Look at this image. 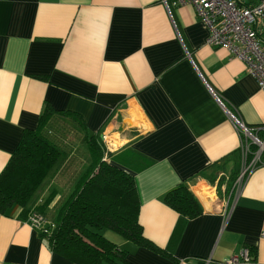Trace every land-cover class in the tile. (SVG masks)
Returning <instances> with one entry per match:
<instances>
[{
	"label": "crops",
	"instance_id": "crops-1",
	"mask_svg": "<svg viewBox=\"0 0 264 264\" xmlns=\"http://www.w3.org/2000/svg\"><path fill=\"white\" fill-rule=\"evenodd\" d=\"M208 32L190 4L0 0V172L46 106L75 112L103 159L111 153L108 161L133 176L143 234L171 255L104 230L128 264H231L225 259L244 250L252 260L239 264H264V163L238 193L230 181L241 139L230 115L264 141V90L242 61L206 44ZM259 37L264 45V21ZM60 146L65 153L30 205L55 190L49 216L90 162L85 149ZM182 183L203 212L178 226L164 195ZM30 214L0 213V264H74Z\"/></svg>",
	"mask_w": 264,
	"mask_h": 264
},
{
	"label": "trees",
	"instance_id": "trees-1",
	"mask_svg": "<svg viewBox=\"0 0 264 264\" xmlns=\"http://www.w3.org/2000/svg\"><path fill=\"white\" fill-rule=\"evenodd\" d=\"M64 119L74 123L77 130L80 125L83 127L79 114L46 106L36 127L25 130L18 148L0 172V213L14 206L25 216L36 211L47 213L55 190L32 208L30 201L65 153L51 137L53 122L58 120L57 127ZM82 137L90 162L79 174L67 199L50 217L53 227L48 233L42 232L50 247L74 264H128L125 250L104 237L102 232L110 230L170 257L169 250L159 249L143 234L138 221L139 200L133 176L108 161L112 159L111 153L103 159L106 153L96 138L85 134ZM164 202L179 214L178 226L203 212L185 183L168 191Z\"/></svg>",
	"mask_w": 264,
	"mask_h": 264
},
{
	"label": "built area",
	"instance_id": "built-area-1",
	"mask_svg": "<svg viewBox=\"0 0 264 264\" xmlns=\"http://www.w3.org/2000/svg\"><path fill=\"white\" fill-rule=\"evenodd\" d=\"M172 5L190 4L194 7L201 22L208 28L206 44L226 49L231 56L245 65L246 72L264 90V45L260 40L262 21H264V0L257 4H245L241 0H163ZM231 122L240 133L239 169L233 181L235 193H238L248 175L264 163V141L259 140L233 115ZM28 221L43 233L53 227L43 214L32 212ZM251 256L246 250L233 254L226 263L239 264L250 262ZM178 264H185L180 261Z\"/></svg>",
	"mask_w": 264,
	"mask_h": 264
},
{
	"label": "rangeland",
	"instance_id": "rangeland-1",
	"mask_svg": "<svg viewBox=\"0 0 264 264\" xmlns=\"http://www.w3.org/2000/svg\"><path fill=\"white\" fill-rule=\"evenodd\" d=\"M55 121H58V120H55ZM64 121V123L63 124H58L57 125V127H56V124H54L55 125V127L53 128V126L51 127V133H54V134H52V138L53 139H55V137H54V135H56V136H58L57 137V140L55 139V141L56 142H58L57 144H59V146H60V144H64V145H73L74 144V146L77 148V150L78 149H82V150H84L85 148H84V144H83V142H84V140H83V137H82V133L81 132H79L73 125H74V123H72L71 121H68V119H64L63 120ZM107 141L108 140V142L110 141V139H107V137H106V139H104V141ZM118 144H114V145H111L112 147H109V149L110 148H113V147H115V146H117ZM75 148V149H76ZM76 150V151H77ZM79 153H80V151H79ZM236 174L237 173H235V176L233 177V179L231 178V183H232V186H234L233 185V181H234V179H235V177H236ZM217 177H219V176H217ZM216 177V178H217ZM233 191L235 192V190H234V188H233ZM39 192H37L34 196H33V198H32V200L30 201V205L31 204H33L35 201H36V199L39 197ZM37 212V211H36ZM55 213L53 212L52 213V215L51 216H53ZM44 216L47 218V219H49L51 216H49L47 213H45L44 214ZM51 219V218H50Z\"/></svg>",
	"mask_w": 264,
	"mask_h": 264
}]
</instances>
